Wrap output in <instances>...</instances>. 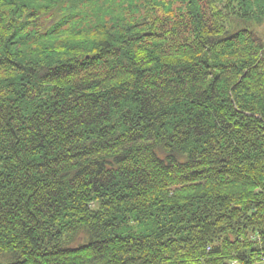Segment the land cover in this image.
Masks as SVG:
<instances>
[{"label":"trees","instance_id":"1","mask_svg":"<svg viewBox=\"0 0 264 264\" xmlns=\"http://www.w3.org/2000/svg\"><path fill=\"white\" fill-rule=\"evenodd\" d=\"M111 1L0 0V264L260 263L264 0Z\"/></svg>","mask_w":264,"mask_h":264},{"label":"rangeland","instance_id":"2","mask_svg":"<svg viewBox=\"0 0 264 264\" xmlns=\"http://www.w3.org/2000/svg\"><path fill=\"white\" fill-rule=\"evenodd\" d=\"M115 1H117V0H112L111 3L115 2ZM157 1L162 2L161 0H157ZM164 1H166V0H164ZM109 4H110V2H109ZM139 4H140V2H139ZM110 5H112V4H110ZM218 13H220V12H218ZM226 14H227V11H222V14H221L222 17L221 18L223 19L222 22L224 24V27L227 30H231V28H233V30L236 31V30H240V29H247V28L249 29L250 28V29H252L255 32L256 36L259 39L264 41V17L262 18V21L259 23V22L255 21V20L246 21V20H243V19H239L236 16H231V17L228 18V17H226L227 16ZM236 20H238L237 23H236ZM227 264H233V261L230 262V263L228 262ZM234 264H236V263H234ZM258 264H264V257L261 258V261Z\"/></svg>","mask_w":264,"mask_h":264},{"label":"bare ground","instance_id":"3","mask_svg":"<svg viewBox=\"0 0 264 264\" xmlns=\"http://www.w3.org/2000/svg\"><path fill=\"white\" fill-rule=\"evenodd\" d=\"M235 262H233V264H234Z\"/></svg>","mask_w":264,"mask_h":264}]
</instances>
